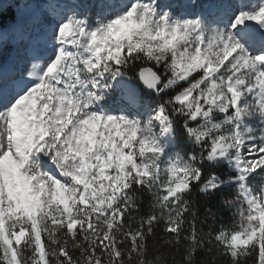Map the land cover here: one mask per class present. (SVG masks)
Listing matches in <instances>:
<instances>
[{"label":"snow or ice","instance_id":"snow-or-ice-1","mask_svg":"<svg viewBox=\"0 0 264 264\" xmlns=\"http://www.w3.org/2000/svg\"><path fill=\"white\" fill-rule=\"evenodd\" d=\"M0 58V264H264V0H0Z\"/></svg>","mask_w":264,"mask_h":264},{"label":"trees","instance_id":"trees-1","mask_svg":"<svg viewBox=\"0 0 264 264\" xmlns=\"http://www.w3.org/2000/svg\"><path fill=\"white\" fill-rule=\"evenodd\" d=\"M8 47V46H7Z\"/></svg>","mask_w":264,"mask_h":264}]
</instances>
